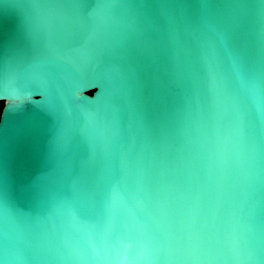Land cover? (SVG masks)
I'll return each instance as SVG.
<instances>
[{
	"label": "snow or ice",
	"instance_id": "snow-or-ice-1",
	"mask_svg": "<svg viewBox=\"0 0 264 264\" xmlns=\"http://www.w3.org/2000/svg\"><path fill=\"white\" fill-rule=\"evenodd\" d=\"M11 9L0 264H264V0Z\"/></svg>",
	"mask_w": 264,
	"mask_h": 264
},
{
	"label": "water",
	"instance_id": "water-1",
	"mask_svg": "<svg viewBox=\"0 0 264 264\" xmlns=\"http://www.w3.org/2000/svg\"><path fill=\"white\" fill-rule=\"evenodd\" d=\"M22 11H23L22 9H11L10 18L4 15H0V32H2L5 36H7V34L14 28L15 24L19 22V19L21 18L22 15ZM97 92H98L97 88L87 89L83 93V95L87 96L88 98H94ZM39 95L40 94L37 93V96L34 97V99L39 100L40 99ZM65 95L69 103L73 105L79 103L72 97L71 92L70 90L67 89V87L65 89ZM97 99H99V97H97ZM0 103L2 104V107L0 109V117H3L6 108V101L0 100ZM44 108L45 110H47L48 106L44 105ZM26 112L33 115H38L37 106L35 104H28L26 106ZM77 119L79 121V117ZM46 123L48 124L49 132H50L49 139L54 142L58 131V122L55 118H53L49 121H46Z\"/></svg>",
	"mask_w": 264,
	"mask_h": 264
},
{
	"label": "rangeland",
	"instance_id": "rangeland-1",
	"mask_svg": "<svg viewBox=\"0 0 264 264\" xmlns=\"http://www.w3.org/2000/svg\"><path fill=\"white\" fill-rule=\"evenodd\" d=\"M1 107H2V104L0 103V109H1Z\"/></svg>",
	"mask_w": 264,
	"mask_h": 264
}]
</instances>
